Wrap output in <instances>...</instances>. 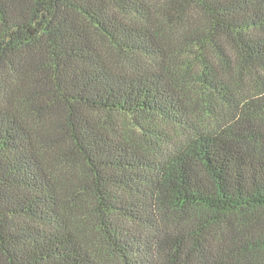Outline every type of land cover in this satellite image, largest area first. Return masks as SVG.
<instances>
[{"label":"trees","instance_id":"1","mask_svg":"<svg viewBox=\"0 0 264 264\" xmlns=\"http://www.w3.org/2000/svg\"><path fill=\"white\" fill-rule=\"evenodd\" d=\"M0 264H264V0H0Z\"/></svg>","mask_w":264,"mask_h":264},{"label":"rangeland","instance_id":"2","mask_svg":"<svg viewBox=\"0 0 264 264\" xmlns=\"http://www.w3.org/2000/svg\"><path fill=\"white\" fill-rule=\"evenodd\" d=\"M191 17H192L193 19H195V22H196V23H200V22H202V19H203V17L200 15V13H199L197 10H195V11L193 12V14L191 15Z\"/></svg>","mask_w":264,"mask_h":264}]
</instances>
